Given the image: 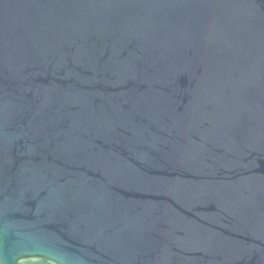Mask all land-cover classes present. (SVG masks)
<instances>
[{
	"label": "water",
	"instance_id": "obj_1",
	"mask_svg": "<svg viewBox=\"0 0 264 264\" xmlns=\"http://www.w3.org/2000/svg\"><path fill=\"white\" fill-rule=\"evenodd\" d=\"M0 264H264V0H0Z\"/></svg>",
	"mask_w": 264,
	"mask_h": 264
}]
</instances>
